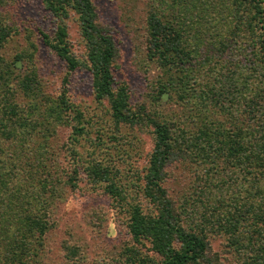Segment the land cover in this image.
I'll return each instance as SVG.
<instances>
[{
	"label": "rangeland",
	"instance_id": "rangeland-1",
	"mask_svg": "<svg viewBox=\"0 0 264 264\" xmlns=\"http://www.w3.org/2000/svg\"><path fill=\"white\" fill-rule=\"evenodd\" d=\"M92 1L98 23L109 29L116 46V86L126 88L135 112L143 107L146 119L168 123L180 138V153L166 167L163 187L181 215L182 226L206 239L213 264H236L225 231L236 219L239 224H233L238 230H249L247 215L241 220L238 214L259 209L255 202L264 201L260 181L246 180L247 172L231 161V154L217 151L223 147L220 143L229 148L236 133L240 138V129L264 127V65L258 62L261 36L257 26L252 31L247 26L248 7L240 4L237 16H232L231 0H182L184 31L191 37L190 48L197 51L193 58L200 61L193 59L194 69L209 79L220 77L204 88H187L189 98L180 101L169 94L160 98L157 87L166 76L162 65L147 53V13L156 0ZM55 24L41 0H0V29L5 33L0 45V123L23 131L19 160L13 157L15 144L5 138L0 141V171L12 179L7 190L15 191L23 166L36 163L32 155L43 152L48 158L54 203L46 214L39 264H124L131 244L127 216L113 207L104 184L93 185L86 171L103 163L118 181L119 177L130 180L131 171L141 185L153 151V127L146 119L140 126L114 122L108 101L96 99L84 69L72 74L67 85L71 112L58 116L65 65L40 34H52ZM65 25L73 54L85 60L86 45L73 13ZM26 80L32 87L29 92L23 89ZM252 98L261 105L258 122L247 113ZM198 99L213 103L206 107ZM78 117L86 133L70 155L71 120ZM209 133L218 143L211 153L203 142ZM140 250L149 261L145 264L160 262L148 243Z\"/></svg>",
	"mask_w": 264,
	"mask_h": 264
},
{
	"label": "trees",
	"instance_id": "trees-1",
	"mask_svg": "<svg viewBox=\"0 0 264 264\" xmlns=\"http://www.w3.org/2000/svg\"><path fill=\"white\" fill-rule=\"evenodd\" d=\"M181 2L182 0H156V6H151L147 13L146 37L148 55L162 65L166 76L165 82L157 87L160 98L169 94L184 101L189 98L187 88L195 85L203 88L212 85L213 81L217 83L216 79L220 75L215 79H209L201 74L199 69L197 71L194 69L193 64L196 63H193V54L197 51L190 48L191 37L184 31L182 15L185 6L180 5ZM230 3L236 11L232 16H237L242 6L240 4L248 7L245 8L250 12L247 14H250L251 18L247 26L250 25L251 31L254 26L259 28L261 57L258 62L264 65V0H231ZM41 4L56 24L52 34L42 32L40 34L44 44L64 63L66 71L63 89L56 105L60 109L58 116L62 117L66 111L71 112L67 85L72 74L84 69L91 77V87L96 99L108 101L114 122L131 126L144 125L146 119L144 108L140 107L139 111L135 112L130 106L126 88H118L115 84L116 46L109 29L98 23L93 1L41 0ZM72 13L76 16L86 45L85 60L77 58L71 50L65 21ZM235 27L237 29L239 26ZM4 35L0 29V45ZM194 60L200 63L198 59ZM27 81L29 80L23 84L24 92L32 90L30 82ZM211 88L210 92L219 94ZM252 90L250 87L249 91ZM226 92L229 93L228 90ZM199 102L209 107L213 100L198 99L197 103ZM257 103L252 98L247 104L248 116L250 120L256 122L258 108L261 106ZM146 120L153 127L154 146L141 185L138 177L131 171L130 180L124 182L119 177L118 181L117 178H113L111 168L103 163L97 162L87 167L89 170L86 171L93 185L104 184L113 207L127 216L126 228L131 244L126 247L124 264L149 262L140 253L145 243H148L153 253L161 258L158 264H213L208 255L209 245L206 239L182 226L181 215L163 187L165 169L175 160L176 154L180 153V138L174 127L168 123H152L148 118ZM71 122L73 137L70 155L71 153L74 155L75 145L84 138L86 132L81 117ZM4 124L0 123V141L5 138L11 144H15L12 149L13 157L14 160H19L18 141L23 131L14 127L8 128ZM238 132H243V135L238 138L236 133L234 136L237 138L229 141V148L225 147L227 144L220 143L223 147H217V151L231 154V161L237 162L243 171L247 172L246 180L260 181L258 188L263 191L264 200V127H252L247 131L240 129ZM206 135L207 138L203 142L207 144V151L211 153V149L218 143H215L212 134ZM112 143L120 145L119 142ZM32 156L36 163L32 164L31 168H27L28 165L23 166V176L19 180L21 182L17 183L15 191L7 190L12 179L8 173L0 171V264H39L41 261L43 242L47 233L46 214L54 203L52 200L54 176L46 170L50 164L43 152ZM255 203L260 204L259 209L247 210L237 217L242 220L247 215L249 230H238L233 224H239L236 219L229 223V229L225 231L226 235L230 234L228 243L237 256L236 264H264V201Z\"/></svg>",
	"mask_w": 264,
	"mask_h": 264
}]
</instances>
